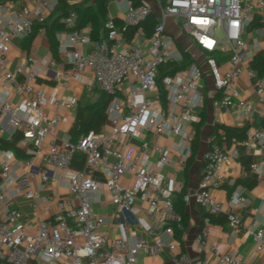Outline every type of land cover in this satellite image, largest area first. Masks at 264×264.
Segmentation results:
<instances>
[{"label":"built area","instance_id":"obj_1","mask_svg":"<svg viewBox=\"0 0 264 264\" xmlns=\"http://www.w3.org/2000/svg\"><path fill=\"white\" fill-rule=\"evenodd\" d=\"M158 9L157 21L147 35L143 24L154 13L151 5L141 3L128 6L122 16V26L136 28L142 34L141 44L123 42V28L109 17L106 34L98 38L91 31L76 28L77 14L71 11L61 21L64 28L58 39L64 45V58L70 66L65 81L80 78L81 71H92L100 90L110 96L106 107L107 130L90 129L77 139H50L62 116L49 115L44 109L45 91L34 85L37 76L35 64L55 65L54 58L42 60L35 54H26L25 62L9 65L8 54L16 42L27 40L36 23L47 19L58 0H0V133L21 132L31 141L27 148L29 165L39 161L37 174L45 185L61 183L65 178L68 195L57 190L46 195V201L55 205L49 218L28 217L13 206L11 190L17 189L37 207L39 193L32 181L33 172L20 171L13 161V152L0 153V262L3 264H137L142 254L170 253L168 264H193L186 254L177 253L179 246L176 228L183 229L184 217L174 204L177 192L182 190L174 176L163 169L170 162V151L158 142L132 138L141 137L144 130L168 137L177 136V165H187L192 153L196 121L194 110L202 102V83L210 75L220 97L214 102L215 117L223 111L241 108L249 113L253 101L242 96V77L254 88L264 104V74L258 76L251 65L248 40L253 25L264 35V0H154ZM174 18L178 27L203 51L205 64L196 60L171 73L161 76V66L181 63L184 51L175 37L167 31L166 20ZM262 25V26H261ZM222 32L223 38L217 35ZM38 32H46L40 27ZM88 51L84 52V47ZM229 49L224 61L214 53ZM7 86L20 95L15 103ZM164 92V95L162 93ZM65 109L76 105L75 98L55 100ZM264 120V112H263ZM244 146L264 147V126L250 130L240 141ZM80 153L83 165L73 167ZM151 155L154 161L151 162ZM230 154L223 144L212 143L205 152L200 170L198 188L182 195L185 203L195 202L213 216L226 214L229 224L238 227L239 216L226 210L213 190L226 181L223 167ZM252 169L259 171L253 163ZM102 169L104 179L96 177ZM107 191L115 212L120 215L116 233L111 236L103 230L107 218L96 212L95 195ZM145 197L155 220L156 232L148 240L129 231V215L138 217L137 198ZM94 197V198H93ZM245 197L234 194L232 202L243 203ZM139 221L144 223L140 218ZM205 221H210L205 218ZM208 230L201 226L196 239L207 246ZM255 249L264 251V230L253 232ZM208 248L216 252L218 264H246L239 256L220 252L216 245ZM202 264H207L202 261Z\"/></svg>","mask_w":264,"mask_h":264},{"label":"crops","instance_id":"obj_2","mask_svg":"<svg viewBox=\"0 0 264 264\" xmlns=\"http://www.w3.org/2000/svg\"><path fill=\"white\" fill-rule=\"evenodd\" d=\"M30 3V0H25ZM70 3L78 2L79 0H68ZM142 3H147L152 6L155 21L158 17V9L154 0H141ZM92 2V0H91ZM128 6V0H112L109 3V17H117L119 26L122 25V16ZM51 11H48L47 19L50 21ZM260 26L259 23L253 25V33L245 34L248 40L249 55L254 57L259 51L264 49V35L258 33L256 27ZM262 26V25H261ZM174 27V28H173ZM178 27L174 18L166 20V28L173 36V30ZM179 28V27H178ZM46 29V27H45ZM86 31H91L89 26L84 28ZM60 31V30H59ZM55 31L52 35L50 32H38L34 36L29 50L23 47L24 41L16 42L8 54L9 65L13 67L17 63L25 62L26 54H35L42 60L54 58L55 65H50L45 62L35 64L37 76L34 79V85L42 88L45 91L46 103L44 109L46 112L53 116L56 112L60 113L62 119L55 124L53 133L44 142V149L46 151L50 139L54 138L58 143L63 139H73L69 130L75 119V112L78 103H80L83 95L87 94L92 98V102L96 99L93 96V89H98L100 94L102 90L99 89L92 71L88 68L81 71L80 78L69 79L65 81V75L69 71L70 66L64 58L65 47L58 39V32ZM103 35L102 33L100 36ZM175 37V36H174ZM144 37L142 34H135L132 38L128 39L122 31L121 40L123 42H133L134 44H141ZM178 47L187 52L192 60L205 64V56L200 47L189 37V40L183 38H176ZM55 44V45H53ZM54 46V48H53ZM84 52L88 51V46L84 47ZM190 49H196L199 52L198 57H194ZM225 50L228 47L225 46ZM219 52V51H218ZM229 56V53H228ZM227 57H223L224 61ZM242 96L246 99L253 101V108L249 113H245L241 108L220 114V119L215 117L214 102L220 97V93L216 91L214 83L210 75H205L202 83L203 99L201 105L194 110L196 121L193 123V128H199V147L194 156H190L187 165L179 168L177 165V151L176 145L178 142L177 136H166L162 134H155L152 130H144L141 137L132 138L134 143L139 144L143 139L149 143L158 142L163 144L170 151V162L164 167L163 171L167 176H174L179 184L185 187V192L195 191L199 185L200 170L205 152L208 150L212 143L223 144L227 152L230 154V159L223 167V174L226 181L223 185L213 190L215 197L222 203L226 210L234 211L240 218L241 224L238 227H233L229 224V220L225 223H217L205 221L201 218V211H207L195 202L185 203V212L188 216V225L183 228V232L178 238L179 246L177 253L186 254L193 264H202L206 261L207 264H218L217 253L211 251L208 246L216 245L220 252L232 253L239 256L246 264H264V251H257L255 249V239L253 232L258 229L264 230V147L255 145L244 146L240 141L236 140L234 136L226 138L224 127L228 128H242L247 126L246 134L252 130L264 126L263 112L264 104L259 101V98L250 85L247 77H242ZM10 91L9 98L17 103L20 101L18 95L12 87L7 86ZM91 92V94H90ZM75 98L76 105L72 109H65L55 103V100H63L68 98ZM203 117V118H202ZM108 120L102 127V130H107ZM214 128L222 136L220 140H214L216 134ZM15 133L20 134L18 145L23 152V156L18 155L14 149H9L13 152V161L16 162L17 169L20 171L30 170L33 172L32 181L39 193V203L37 207L33 205L32 200L28 199L23 193L13 188L11 190V197L13 198V206L22 211L25 216L49 218L55 210V205L48 203L46 195L51 190H57L61 195L67 196L68 189L65 187V178L61 183H53L45 185L40 180L37 171L39 168V161L36 160L34 164L29 165L28 161L30 156L27 154V148L30 146L31 141L23 137L19 131L10 133L8 129H3L0 133L1 138L10 139ZM77 139V138H76ZM8 149V148H0ZM1 156V153H0ZM154 161V155H151V162ZM76 161H73V167ZM257 163L259 171L252 169L251 165ZM83 165V164H82ZM81 165V166H82ZM96 177L104 179L102 169L96 173ZM234 194L245 197L243 203L232 202ZM94 198V197H93ZM95 210L97 213L104 215L107 218V223L103 230L109 235L113 236L116 233V223L120 219V215L115 212L114 206L111 202V195L107 191H99L95 195ZM137 204L140 207L138 217L129 215V231L131 234H138L145 239H152V232L156 230L155 220L149 210L147 198L139 196ZM0 210V216L2 215ZM183 215V214H182ZM226 215V214H222ZM184 217V215H183ZM144 223H141L139 219ZM206 225L207 246L203 245L196 239L201 226ZM151 229H153L151 231ZM170 253L163 251L157 255L142 254L137 264H168ZM0 264H3L0 262Z\"/></svg>","mask_w":264,"mask_h":264},{"label":"trees","instance_id":"obj_3","mask_svg":"<svg viewBox=\"0 0 264 264\" xmlns=\"http://www.w3.org/2000/svg\"><path fill=\"white\" fill-rule=\"evenodd\" d=\"M111 1L112 0H92L91 3H70L68 0H58L51 12L52 19L50 21L46 19L43 23H36L32 35L22 43L23 47L29 50L30 44L40 27H46L47 31L50 32L51 35L55 31L63 29L64 24L62 23L61 19L64 16L68 15L71 11H74L77 14V29L89 26L91 28V36L93 38H98L101 33L105 35V24L109 19L108 7ZM128 1L134 6L140 5L142 3L141 0ZM113 19L117 24H119V20L117 17H113ZM155 23V18L152 15L144 22L143 27L147 35L151 34ZM121 27L123 28V32L127 36V38H132L136 31V28L131 26L123 27L122 25ZM228 53V50L219 51L214 53V56H216L220 62L222 61L223 57L228 56ZM190 61H192V59L190 58L189 54L184 51V60L181 63H173L161 66V76L166 73L174 72L175 70L188 64ZM251 65L256 70L258 76H262L264 74V49L259 51L253 57V59L251 60ZM162 93L164 95L163 90ZM109 99L110 96L102 91L100 96L94 102L78 103L75 112V119L69 130V134L73 139L78 138L81 134L86 133L90 129H93L97 132L101 131L102 127L107 121L106 107L108 105ZM222 128L225 131L224 136L226 138H228L229 136H234L236 140L241 141L246 136L247 126L234 129L224 126ZM214 133L216 134L214 140H220L222 136L217 132V128H214ZM20 137L21 135L17 133H15L10 139L0 137V148L14 149L18 153V155L23 156V152L18 145ZM198 147L199 128L198 126H196L191 156H194V154L198 150ZM74 161H76L75 165L80 167L83 164L82 155L77 152ZM185 191V187H183L181 191L177 192L174 201L176 209L184 215L183 228L188 225V216L185 212V204L182 200V195ZM201 218L202 220H204V218H208L211 222L217 223H225L227 221L226 215L213 216L209 212L204 210L201 211ZM183 230L184 229L176 228V236L178 238L182 234Z\"/></svg>","mask_w":264,"mask_h":264},{"label":"rangeland","instance_id":"obj_4","mask_svg":"<svg viewBox=\"0 0 264 264\" xmlns=\"http://www.w3.org/2000/svg\"><path fill=\"white\" fill-rule=\"evenodd\" d=\"M78 2L80 3H91V0H79ZM78 2H74V3H78ZM174 28V27H173ZM173 34L176 38L180 39V38H183V40H186L188 39L189 40V36H187V34H185L181 28H176L173 30ZM217 35L220 37V38H223V35H222V32L220 30L217 31ZM191 52H192V55L194 57H198L199 56V52L196 50V49H190ZM93 93V96L96 98H98L100 96V91L98 89H93V91H91ZM90 92V94H91ZM93 100L91 97H89L87 94L83 95L80 103H91Z\"/></svg>","mask_w":264,"mask_h":264}]
</instances>
